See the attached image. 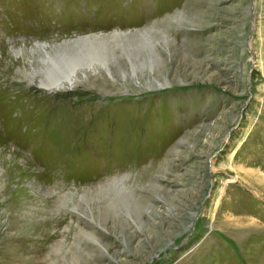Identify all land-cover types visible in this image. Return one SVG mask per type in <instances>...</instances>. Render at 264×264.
<instances>
[{
    "label": "rangeland",
    "instance_id": "obj_1",
    "mask_svg": "<svg viewBox=\"0 0 264 264\" xmlns=\"http://www.w3.org/2000/svg\"><path fill=\"white\" fill-rule=\"evenodd\" d=\"M0 264H264V0H0Z\"/></svg>",
    "mask_w": 264,
    "mask_h": 264
},
{
    "label": "bare ground",
    "instance_id": "obj_2",
    "mask_svg": "<svg viewBox=\"0 0 264 264\" xmlns=\"http://www.w3.org/2000/svg\"><path fill=\"white\" fill-rule=\"evenodd\" d=\"M121 30H115L114 34H120ZM123 32V31H122ZM107 35V34H106ZM101 36V35H100ZM111 39V38H110ZM151 43V42H150ZM48 52V51H47ZM50 65V64H49ZM109 71H110V67H108ZM73 71V70H72ZM106 71V70H105ZM58 73V72H57ZM51 78L47 77L44 79H41V85L43 84L44 86H46L47 89L51 90V89H60L63 88L65 86H73L75 81H76V75L73 74L70 70L69 73L66 72L65 75H58L56 76L57 78H53V76L49 75ZM64 78L68 79V84L63 83L62 80H64ZM12 106V105H11ZM237 178V177H234ZM230 180H228L227 182H229ZM233 181V179L231 180ZM235 181V180H234ZM12 251V250H11ZM6 252V251H5ZM10 252V251H9ZM7 254V253H6ZM12 255V253H10ZM6 256V255H5ZM6 258V257H5Z\"/></svg>",
    "mask_w": 264,
    "mask_h": 264
},
{
    "label": "water",
    "instance_id": "obj_3",
    "mask_svg": "<svg viewBox=\"0 0 264 264\" xmlns=\"http://www.w3.org/2000/svg\"><path fill=\"white\" fill-rule=\"evenodd\" d=\"M249 47V46H248Z\"/></svg>",
    "mask_w": 264,
    "mask_h": 264
}]
</instances>
